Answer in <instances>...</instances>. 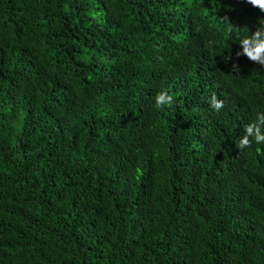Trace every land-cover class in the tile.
<instances>
[{
    "label": "trees",
    "instance_id": "16d2710c",
    "mask_svg": "<svg viewBox=\"0 0 264 264\" xmlns=\"http://www.w3.org/2000/svg\"><path fill=\"white\" fill-rule=\"evenodd\" d=\"M261 19L0 0V264H264V144L236 146L264 112V66L236 56Z\"/></svg>",
    "mask_w": 264,
    "mask_h": 264
},
{
    "label": "clouds",
    "instance_id": "9594fccd",
    "mask_svg": "<svg viewBox=\"0 0 264 264\" xmlns=\"http://www.w3.org/2000/svg\"><path fill=\"white\" fill-rule=\"evenodd\" d=\"M245 2L264 13V0H245ZM223 21L226 24V30L230 34L235 26L229 22L228 17H224ZM238 44L241 46L242 51L236 52L237 57L246 56L250 61L264 66V19L258 21L254 33L249 34L248 29V35L241 36ZM233 70L239 72L236 64H233ZM173 103L174 97L167 91H160L154 97V104L157 109L165 105L171 106ZM209 103L217 112L223 108V101L219 100L215 94L211 96ZM253 142L264 144V112H257L255 118L244 126V135L239 139L236 146L238 149L243 150L246 147H251Z\"/></svg>",
    "mask_w": 264,
    "mask_h": 264
}]
</instances>
